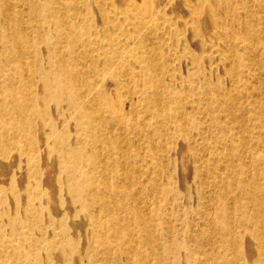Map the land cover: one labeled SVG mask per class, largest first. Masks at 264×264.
<instances>
[{"label":"bare ground","instance_id":"1","mask_svg":"<svg viewBox=\"0 0 264 264\" xmlns=\"http://www.w3.org/2000/svg\"><path fill=\"white\" fill-rule=\"evenodd\" d=\"M178 1L0 0V264H264V104L236 89L264 0ZM192 42L222 52L215 103Z\"/></svg>","mask_w":264,"mask_h":264},{"label":"rangeland","instance_id":"2","mask_svg":"<svg viewBox=\"0 0 264 264\" xmlns=\"http://www.w3.org/2000/svg\"><path fill=\"white\" fill-rule=\"evenodd\" d=\"M176 1H177V3L174 6V8H172L170 10V12H169L170 15L168 14L169 16H173L176 13L179 12L181 3L178 0H176ZM166 6L168 7L169 3ZM166 25L167 24H160L159 25V27H158V31H159L158 35L160 34V32L164 31ZM191 46L193 48L192 49L193 52L196 53L198 58H200L202 61H204V63L206 62L207 69L210 70L209 73L211 74V75H208L209 77H211L210 79H212L213 82L215 80H216V82H219L218 87L216 86L217 88H215L213 90V94H212L213 103H215L216 96L218 94L226 93V91H228V88H229L230 83H231L230 80H229L230 78H228V75L223 71V69L221 67V64H222V61H221L222 52L219 51V50L213 49V52L211 54H209V52L206 49H204V51L201 50L202 48L200 46H198L196 43L194 44V42L191 43ZM263 51H264V49H263ZM259 54L263 55V52H259ZM183 58H186V57H183ZM208 59H210V60H208ZM182 61L178 62L179 63L178 64V68H179V70L181 72V75L182 76H186L188 74V71H189L188 69H189V64L190 63L187 60H182ZM242 62H243L242 64L245 65L244 68L242 67V70H243V73L245 74V77H244V80H243L242 84L236 85V89L239 92L241 91L240 97H241V100L243 102V105L250 106V104L253 101H255V100L264 104V86H260L259 83H258V81L261 78H264V58L262 59V63H261V60H258L256 62L254 61L255 63H259V65L262 64V70L260 69V67L255 66L253 63H251L250 59H246L245 58V59H243ZM247 67H249V69ZM114 69H116V64L112 67V71ZM112 71L110 73H112ZM205 74L207 75L206 72H205ZM256 83H257V85H256ZM106 84H108V83L106 82ZM108 92H109L110 95L114 94V89H113L112 85H109ZM226 101H227V99L225 100V102ZM213 103H210V105L213 104ZM232 104L233 103H228L229 106H231ZM218 108L219 107H216L215 105L209 107V109L212 110V115H210V117L205 116L204 113H199L198 117L201 120H203L204 125L205 124L208 125V123L210 121L209 119H216V120L219 121V118L222 117V112H220ZM227 121H228V119H227ZM250 122H251V120H250ZM206 127L207 126H205L204 128L200 127V129H202V131H203ZM197 129H199V128H195L194 127V129H193L194 132L192 134L196 135L195 137H197V139L196 138L195 139L198 142H202L204 140V136L203 135H197ZM255 131H256L255 127L251 128L250 129L251 135ZM218 133H219V130H218ZM232 135H234V136L229 137V138L231 140H233L234 145H237L236 141H235V139H236L235 133H232ZM174 153L176 154L177 157L181 156V158L178 159V163H177L178 168H182V169H184L186 167L189 168V165L187 164V161H186L185 157L183 158V156H186V148L184 147L183 142H181V141L177 142V148L173 152L172 157H174V155H175ZM233 159H234L233 162L235 164H237L236 158H233ZM250 160H251L250 158H247L246 159L247 163L250 162ZM184 171H186V170H184ZM258 178H259L260 185H262L261 184L262 183V175H259ZM171 181L175 185V188L177 190H179V193H180V199H179V203H178L179 207L181 209H184L183 212L188 211L186 208H189L193 204V201H194V197L191 196L188 193V191L190 189V186L192 184L190 177H188L187 173H182V174H179L177 177L174 176ZM262 187L264 189V185H262ZM165 204H169V203L165 202ZM175 223L178 226V228H180L178 222H175ZM186 238H187V236H186V234L184 232H182V231L178 232L177 239L180 242L185 243L188 246H191V244L187 241ZM162 242H164V241H162ZM245 247H247L246 243H245Z\"/></svg>","mask_w":264,"mask_h":264}]
</instances>
